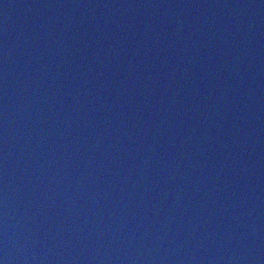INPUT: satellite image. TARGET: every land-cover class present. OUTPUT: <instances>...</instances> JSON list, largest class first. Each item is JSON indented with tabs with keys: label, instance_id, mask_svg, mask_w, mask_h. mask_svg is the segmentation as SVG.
Masks as SVG:
<instances>
[{
	"label": "water",
	"instance_id": "95a60500",
	"mask_svg": "<svg viewBox=\"0 0 264 264\" xmlns=\"http://www.w3.org/2000/svg\"><path fill=\"white\" fill-rule=\"evenodd\" d=\"M3 264H264V0H0Z\"/></svg>",
	"mask_w": 264,
	"mask_h": 264
},
{
	"label": "clouds",
	"instance_id": "9594fccd",
	"mask_svg": "<svg viewBox=\"0 0 264 264\" xmlns=\"http://www.w3.org/2000/svg\"><path fill=\"white\" fill-rule=\"evenodd\" d=\"M0 264H3V262H2V261H0Z\"/></svg>",
	"mask_w": 264,
	"mask_h": 264
}]
</instances>
